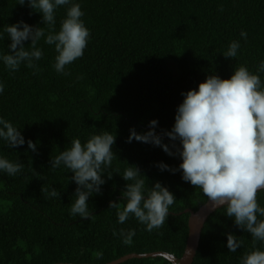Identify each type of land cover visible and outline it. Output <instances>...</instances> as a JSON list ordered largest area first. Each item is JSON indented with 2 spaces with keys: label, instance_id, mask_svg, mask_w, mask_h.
<instances>
[{
  "label": "trees",
  "instance_id": "1",
  "mask_svg": "<svg viewBox=\"0 0 264 264\" xmlns=\"http://www.w3.org/2000/svg\"><path fill=\"white\" fill-rule=\"evenodd\" d=\"M90 31L84 55L55 71L54 46L38 42L43 56L37 67L24 65L10 72L0 62V116L18 127L26 140L37 142V152L27 143L9 149L0 142V154L20 160L24 168L14 177L0 173V264H104L128 253L165 251L180 257L188 236L189 213L207 201L202 191L182 180L181 172L161 171L159 162L177 167L179 156H170L159 146L133 140L129 130L147 131L149 121H158L155 131L170 143L162 130H171L181 93L196 88L206 75L228 78L233 68L245 65L255 72L264 60V0H76ZM0 0V31L20 20L42 25L41 15L27 3ZM66 6L56 10V30ZM246 38L241 37V32ZM0 40V53L9 51L7 34ZM237 40L236 58L222 53ZM26 47L29 41H24ZM177 54V55H176ZM179 54V55H178ZM264 80V74L261 75ZM116 135L117 158L105 171L100 194L89 197L91 219L70 217L76 184L63 166L52 170L54 157L79 138L83 143L93 133ZM139 167L149 186L166 185L177 198L165 224L147 231L130 216L118 223L117 209L128 164ZM111 173V178L107 177ZM43 177V179L40 178ZM54 187L59 198H49L43 188ZM264 206V191L257 194ZM135 231L130 244L121 231ZM226 232L243 245L236 252L226 247ZM253 247H264L225 215L214 210L206 219L192 264H240ZM119 264H171L163 257L131 258Z\"/></svg>",
  "mask_w": 264,
  "mask_h": 264
},
{
  "label": "clouds",
  "instance_id": "2",
  "mask_svg": "<svg viewBox=\"0 0 264 264\" xmlns=\"http://www.w3.org/2000/svg\"><path fill=\"white\" fill-rule=\"evenodd\" d=\"M27 5L40 13L42 25H29L20 20L5 24L0 31V40L7 39L9 51L0 53V62L7 70L15 72L21 65L37 67L35 61L43 56L38 42L54 46L56 53L53 67L56 72L66 74L65 68L84 55L90 38V31L81 19L84 15L76 0H17L16 4ZM66 6L65 16L56 30V10ZM246 38V33L241 32ZM26 47L24 41H29ZM240 43L233 40L222 54L226 58H236ZM177 55V54H176ZM179 55V54H178ZM264 60L250 71L247 66L233 68L228 78L215 73L206 75L196 88L181 93L183 99L177 105L171 130H162L170 143H165L155 131L158 121H149L144 132L129 130L127 142L133 140L159 146L170 156H179L177 167L159 162L161 170L181 172V178L193 188H199L212 205V210L225 208V215L235 225L249 233L253 241L264 245V206L257 200V194L264 191ZM5 85L0 81V94ZM116 135L109 131L91 134L83 143L79 138L71 141L70 147L50 157V168L61 166L72 173L76 184L75 199L69 209L70 217L81 220L91 219L89 197L100 194L105 183V171L112 167L117 158L113 151ZM0 142L7 148L15 149L27 143V149L37 152V142L26 140L21 127L0 116ZM128 164L122 173L126 181L119 199L110 201L108 208L117 209L118 223L123 224L130 216L145 225L147 231L162 227L170 213L176 197L166 185L154 181L151 186L138 166ZM20 160H10L0 154V173L14 177L22 171ZM111 178V173L107 175ZM43 179L42 176H40ZM49 198H59L54 187L41 189ZM123 243L130 244L134 230L121 231ZM226 247L236 252L243 241L232 232H226ZM188 254L192 251L189 249ZM240 264H264V247H253L245 252Z\"/></svg>",
  "mask_w": 264,
  "mask_h": 264
},
{
  "label": "water",
  "instance_id": "3",
  "mask_svg": "<svg viewBox=\"0 0 264 264\" xmlns=\"http://www.w3.org/2000/svg\"><path fill=\"white\" fill-rule=\"evenodd\" d=\"M184 211L189 213V218H188L189 230H188V236L186 239L184 251L180 257H175L174 255L165 251H154V252H146V253H128L104 264H119L123 261H126L127 259L146 258V257H163L166 260H168L171 264H192L198 248L203 225L207 217L214 210H212V205L207 200L196 211H193L191 209H186ZM189 249L192 251L191 255L188 254ZM54 264H75V263L59 262ZM79 264H87V263H79Z\"/></svg>",
  "mask_w": 264,
  "mask_h": 264
}]
</instances>
